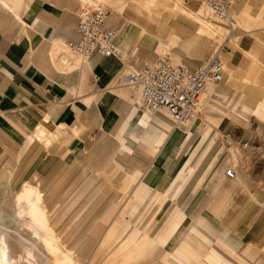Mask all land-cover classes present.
<instances>
[{
	"label": "crops",
	"instance_id": "obj_1",
	"mask_svg": "<svg viewBox=\"0 0 264 264\" xmlns=\"http://www.w3.org/2000/svg\"><path fill=\"white\" fill-rule=\"evenodd\" d=\"M82 1L92 2L90 5L101 2L0 0V128H11L16 141H24L23 149L26 157L29 156L26 172L39 169L29 181L23 182L24 188L16 198L20 203L19 199L26 192H31L33 198L38 193L41 198L38 208L49 229L37 228L31 218L32 237L19 236L14 243L13 229L2 224L0 216V226L9 231L11 256L30 254L34 258L32 264H41L43 255L37 245L42 241L40 233L54 239L43 243L45 254L57 250L53 241L58 242L60 228L53 229L40 208L44 192L40 166L49 158L50 141L47 139L44 146L38 148L32 139L45 136L44 129L61 128L55 133L70 138L78 135L72 151L62 150L59 159L64 163L65 160L72 162L79 153L75 150L84 146L87 139L94 140L95 148H117V154L104 169L105 176L117 184L114 185L117 189H111L93 219L84 222L83 237L69 239L73 258L82 256L76 248L78 241L92 240L99 246L107 240L118 239L124 241V245L134 244L137 249L144 242L148 243L151 256L148 264H264V208L251 211L256 204L255 196L246 183L241 198L240 186L234 179H228L224 173L221 176L217 169L208 175L203 173L209 155L201 153L211 146L210 130L204 128L199 135L198 127L192 124L187 130L170 126L164 139L160 138L159 130L167 127L161 117L168 113L161 110L150 114L143 109L142 112L136 106L131 88L124 83V76L131 72L123 74L126 62L134 56L135 44L145 36V28L135 21L124 25L117 38L123 52L121 60L94 55L78 73L71 77L62 75L55 61V51L76 38L78 2ZM111 23L110 16L109 26ZM259 42L257 39L251 46L240 36L235 44L227 43L229 48L220 52L225 75L219 85L245 80L248 61L264 67V51L260 52ZM51 64L61 74L55 72ZM235 68L239 70L233 73ZM55 95L61 99L58 103L53 102ZM223 95L227 92L210 87L203 103ZM228 98L215 122V129L222 130V135L231 133L234 128L222 119L243 128L240 123L260 106L258 102L252 103L251 110L243 106L245 97L241 94ZM262 111L264 113V109ZM3 140L9 141L0 131V145L5 144ZM6 146L7 152H11L12 148ZM195 147L202 157L189 161ZM3 158L10 161L9 154H2L0 161ZM95 173L83 187L67 190L58 197L70 195L71 200H63L60 207L71 212L57 224L69 226L82 221L92 205L89 204L91 193L97 190L98 174ZM0 192L9 193V190L5 188ZM160 221L161 226L151 237L153 225ZM121 247L122 244L119 249ZM17 248H24L25 252L17 253ZM94 255L95 250L91 256Z\"/></svg>",
	"mask_w": 264,
	"mask_h": 264
},
{
	"label": "rangeland",
	"instance_id": "obj_2",
	"mask_svg": "<svg viewBox=\"0 0 264 264\" xmlns=\"http://www.w3.org/2000/svg\"><path fill=\"white\" fill-rule=\"evenodd\" d=\"M85 2H78L80 10L86 7H89V10L102 7L107 11V16H111L113 22L110 28L116 31L117 38L120 37L124 25L129 21H135L146 29L145 36L135 44V54L126 62L127 68L123 74L128 70L136 71L142 66L162 59L169 60L173 65L193 68L207 62L214 53L224 52L223 49L229 48L227 43L235 44L240 36L241 40L243 38L251 46L259 39L260 52L264 51V0H235L230 7V27L210 17L200 0H101L97 6L90 5L92 2L89 4ZM192 12L201 14L199 16L201 22L190 16ZM209 23L214 25V30L208 31L209 29L205 28V25ZM55 53V61L64 77H71L72 74L78 73L86 61L85 58L70 51L66 46H62ZM52 68L61 74L55 66L52 65ZM238 70L239 68L233 69V73ZM247 73L245 80L238 79L229 81L226 85L213 86L214 89L227 92V95L200 103L198 115L190 123L180 126V129L189 128L192 124L191 126L198 127L199 135L204 128L210 130L211 146L208 145L206 150L201 153L202 156L205 152H207L206 155H209L203 173L208 175L217 169L218 173L223 176L226 168H232L236 174L234 180L240 186V197L242 198L246 191L244 183L249 186L255 196L256 204L251 210L253 212L264 208V113L262 111L264 109V67L254 61L252 63L248 61ZM130 91L133 96V91L131 89ZM240 94L245 97L243 106L250 107V110L254 108L252 103L258 102L260 106L255 113L249 114L248 118L240 123L243 128L226 118L222 119L234 127L230 133L233 135V143L228 146L223 143L222 130L215 129V122L226 107V103L229 101L228 97L233 98ZM171 126H173L172 122ZM0 129L9 140H3V143L12 148L11 152H7V146L0 145V156L2 154L10 156V161H7L6 158L0 161V190L5 188L9 190V193L0 192V216L3 218L2 224L13 229L14 233L11 235L15 243L19 236L27 239L32 237L33 227L31 226L29 207L24 202H17L16 197L24 188L23 182L29 181L39 169H37V165L36 171L26 172L29 156L26 157V152H24V141H16L11 128L2 127ZM44 130L45 136L42 138L32 137V142L38 148H42L48 139L50 141L48 148L51 149V153L48 154L49 158L43 161L40 166L43 174L41 188L44 190L40 208L45 211L49 225L53 229L60 228V230L57 233L58 242L53 241L57 250L52 254H45L43 243L54 239L45 233H40L42 241L37 245L43 255L41 264L150 263L148 243L144 242L143 246L137 249L134 244L133 246H131L132 243L124 245L125 242L122 243L118 239L112 242L107 240L99 246L92 240L78 241L76 248H79L78 252H81L82 256L81 258L72 257L70 254L71 241L83 237L85 223L92 220L97 211L101 209L105 199L109 196V191L117 189V186H114L117 184L111 183L104 172L110 160L117 154V148H95L92 146L94 140L87 139L84 146L75 150L76 153H79L72 162L68 163V160H65L66 163H64L59 159L62 150L70 149L72 151V148L76 147L78 135H74L71 139L64 137L62 133H55L61 128ZM195 148L196 151L188 157L189 161L202 157L197 151V147ZM101 168L103 170L99 171ZM95 171V174H98L95 188L97 190L91 193L89 204L92 205L86 211L82 221L69 226L57 224L56 222L69 216L71 212L70 209L60 207L63 200L64 202L71 200L70 195L67 194L64 198L58 197L67 193V190L83 187L90 179L89 176H92ZM93 200L96 201L93 202ZM161 224L160 221L153 225L151 237L156 234ZM121 244L122 247L119 249ZM94 250L95 255L92 257ZM16 252L23 254L25 249L17 248Z\"/></svg>",
	"mask_w": 264,
	"mask_h": 264
},
{
	"label": "built area",
	"instance_id": "obj_3",
	"mask_svg": "<svg viewBox=\"0 0 264 264\" xmlns=\"http://www.w3.org/2000/svg\"><path fill=\"white\" fill-rule=\"evenodd\" d=\"M212 17L224 24L230 20L229 8L234 0H201ZM107 11L96 9L82 11L78 15L76 38L66 42L67 48L89 59L99 57H114L121 60L117 47V33L106 25ZM220 51L210 59L193 68L173 65L169 60L162 59L153 65H145L124 76V83L138 94L137 107L150 112L166 110L176 126L184 125L192 120L199 103V97L209 85H219L223 81V67ZM60 97L55 95L54 103ZM225 145H232L233 135H222ZM225 177L235 179L232 168L225 169Z\"/></svg>",
	"mask_w": 264,
	"mask_h": 264
},
{
	"label": "bare ground",
	"instance_id": "obj_4",
	"mask_svg": "<svg viewBox=\"0 0 264 264\" xmlns=\"http://www.w3.org/2000/svg\"><path fill=\"white\" fill-rule=\"evenodd\" d=\"M200 2L205 7L204 3L201 0H200ZM92 6H97V5H92ZM96 9H103V10H105L102 7H98ZM96 9H94V10H96ZM205 9H206L207 13L209 14V16L212 17V15L210 14V12L207 10L206 7H205ZM82 11H91V10H89V7H86V8H82L80 10V13ZM190 16H193L195 18V20H197L198 22H201V19L199 18L198 15L191 14ZM229 17H230V8H229ZM109 20H110V17H108V19L106 21V25L108 27H110L109 26ZM225 25H228L230 27L231 26V19ZM205 28L206 29H209L208 31H212V29L214 28V25H212V24L209 23V24H206L205 25ZM117 47H118V45H117ZM66 48H67V46H66ZM118 50H119V52L121 54V59H122L123 58V52H122V50L119 47H118ZM220 52H219V54H220ZM85 60L88 61V60H91V59H85ZM158 61H160V60H158ZM155 63H153V64H155ZM153 64H150V65H153ZM224 65L222 63V67H223V80H224V75H225ZM213 86H217V85H209V86H207L206 89L203 91V93L200 95V97H199V103H198V108H197L196 112L198 111V109L200 107V103H203L204 95H205L206 91L210 87H213ZM131 90L133 91V97L135 99L136 106H137V104H140L139 103L138 94H137V92L135 90H133V89H131ZM200 100H201V102H200ZM143 110L146 111L147 113H150V114H155V113L159 112V111H157V112H150V111L145 110V109H143ZM160 112H162V111L160 110ZM195 116L196 115L193 116L192 120L194 119ZM161 120L163 121V124L167 125V127L164 130H159L158 135L160 136V138H163L166 135V131H168V129H169L168 127L171 126V122H172L173 126L178 127V126H176L174 124V122L171 120L170 116H168L167 114L165 116L161 117ZM170 120H171V122H170ZM191 121H189L188 123H190ZM188 123H186V124H188ZM186 124H184V125H186ZM179 126H183V125H179ZM187 129L188 128L186 127L183 130H187ZM19 201L20 202H24L29 207V209L31 211L30 212L31 213V218H32V220L35 223V226L37 228H39L41 230H49L47 228V221L45 219V216L40 211V209L38 208V204L41 201V198H40V196H39L38 193H36L35 198H33V194L31 192H26L24 194V196H22V198L19 199ZM33 259L34 258L30 254H28L27 257H22V256L12 257L11 256V249H10V246H9V231L7 230V228L5 226H0V264H24V263L25 264H32Z\"/></svg>",
	"mask_w": 264,
	"mask_h": 264
}]
</instances>
